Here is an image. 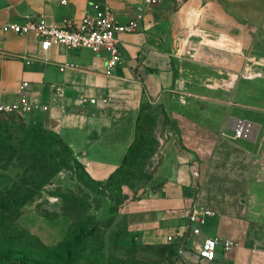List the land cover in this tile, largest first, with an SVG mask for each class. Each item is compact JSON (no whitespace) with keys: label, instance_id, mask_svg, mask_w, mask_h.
I'll return each instance as SVG.
<instances>
[{"label":"crops","instance_id":"obj_1","mask_svg":"<svg viewBox=\"0 0 264 264\" xmlns=\"http://www.w3.org/2000/svg\"><path fill=\"white\" fill-rule=\"evenodd\" d=\"M103 4L123 23L138 6L145 10L140 29L120 35L122 60L112 75L105 73L106 52L57 46L45 61L33 34L0 29L2 102L27 94L33 103L45 104L53 96L48 84L63 85L59 104L24 117L58 132L87 161L89 174L106 181L136 138L145 96L160 99L185 149L168 150L156 172L158 186L125 203L121 211L128 225L120 239L137 248L164 243L188 263V247L198 250L205 238L218 237L235 245L229 251L219 245L216 264H264V0H163L153 7L145 0H0V27L39 14L63 25ZM194 45L200 69L183 67L177 75L179 53ZM23 55L33 60L27 63ZM70 63L78 67L64 66ZM196 78L217 82L188 84ZM209 90L222 97L205 104L199 98ZM237 118L254 123L250 138L223 135L232 134ZM195 170L203 181L199 191ZM193 205L213 213L201 234L180 238L176 232L186 227ZM113 207L98 219L114 215ZM55 221L63 224L62 240L68 221ZM40 236L47 245L58 242Z\"/></svg>","mask_w":264,"mask_h":264},{"label":"rangeland","instance_id":"obj_2","mask_svg":"<svg viewBox=\"0 0 264 264\" xmlns=\"http://www.w3.org/2000/svg\"><path fill=\"white\" fill-rule=\"evenodd\" d=\"M198 33L199 31L193 32L195 35ZM196 48L197 45H194L192 48H186L185 52L179 53L180 57L177 59L175 67L177 75L178 73L183 75V71H180L183 67L190 71L200 69V63L194 61L197 60L195 57ZM185 80L188 82V79ZM190 80L189 85H202V87H209L211 83L217 82L197 78ZM218 97L221 98L222 95L220 96L214 90H209L206 98L200 97L199 99L208 104L213 103ZM22 122L30 123L31 121L19 114H13L11 117H0V138L4 141L3 146L0 147V189L3 191L10 190L11 193L17 188L23 187L22 198L26 202L20 217L14 220V225L26 234L15 241L16 243L12 247L14 254L19 256L24 252L23 258L28 264H34L32 259L37 257L42 262H46L47 258H52L51 251L40 247L36 237L34 238L29 233L40 238V235L49 236L51 241H58L52 245L48 244L49 246L63 241L64 239L60 240L62 237L59 234L63 230V224L61 225L55 220L60 218L67 220L68 229L66 231L68 232L74 220V214L66 208L60 194L72 192L80 197L84 210L88 211L89 209L90 214L96 218L98 223L95 234L97 239L95 241L84 240L81 246L82 250L77 252V257H84L92 264H216L215 261L208 262L200 258L198 250L192 247H188L184 255V258L188 260L187 263L183 262L184 259L181 261L174 249L164 243L137 248L134 243H125L124 240L120 239L122 232L128 225V217L121 211L125 203L140 198L143 193L158 186L157 180H155L156 172L168 150L185 149L179 139L178 132L172 128L174 123L168 117L160 99L145 96L141 137L128 165L121 174L124 183L119 187V191L117 186H108L106 189H101L99 193L90 190L78 180L77 169L75 168L62 169L40 191L38 186L42 181L35 178L37 172L31 169V162L25 160L24 156L20 158V153L16 152L17 148L15 147H18L26 139L25 130L20 129ZM48 147L56 156H62L64 153L53 140H49V145H46L45 148ZM33 180L35 181L32 182ZM111 201L114 205L113 211L117 212L110 215L109 218L98 219L99 214L100 216L108 215V208L111 209L113 206L109 205ZM123 201L124 203H122ZM0 238H2L1 234ZM0 244H2L1 240ZM90 244H94L91 250ZM30 251L33 254L29 255ZM47 262L50 264L49 261ZM82 264H87V262L82 261Z\"/></svg>","mask_w":264,"mask_h":264},{"label":"built area","instance_id":"obj_3","mask_svg":"<svg viewBox=\"0 0 264 264\" xmlns=\"http://www.w3.org/2000/svg\"><path fill=\"white\" fill-rule=\"evenodd\" d=\"M181 3L182 0H174ZM67 2V0H63ZM150 7L157 6L163 0H145ZM145 10L143 6H138L137 14L129 21L121 22L114 9L109 4L98 5L93 13L86 12L80 20H69L63 25L50 24L46 18L39 14L28 17L24 21H7L0 29L3 32H13L16 34H33L40 42V48L43 51L44 60L48 61V52L51 48L61 46L68 51L79 49H90L94 53L106 52L105 73L112 75L115 68L121 63V39L120 35L125 32L138 31L144 21ZM27 63L33 58L29 55H23ZM64 66L76 68V64L70 63ZM53 90V96L48 103H33L27 94H23L18 100L5 104L0 96V113L19 114L24 116L27 113L37 109L47 110L52 105H57L65 93V87L61 84L49 83ZM29 86L28 81H23V87ZM95 102V99H91ZM232 134H226L233 139L250 138L255 130L254 123L247 119L237 118L234 121ZM197 179L196 190L199 191L202 186V178L199 170L194 171ZM212 210L193 205L188 214V223L184 229L179 228L176 235L180 238L192 234H201L203 226L206 224ZM173 239V235L169 236ZM222 245L224 251H229L235 243L231 240H220L218 237H207L198 249V256L205 261L213 262L217 259L218 246Z\"/></svg>","mask_w":264,"mask_h":264},{"label":"trees","instance_id":"obj_4","mask_svg":"<svg viewBox=\"0 0 264 264\" xmlns=\"http://www.w3.org/2000/svg\"><path fill=\"white\" fill-rule=\"evenodd\" d=\"M12 115L13 114L0 113V117H11ZM142 116L143 107L141 108V114L137 120L136 138L130 146L123 164L111 174L106 181L94 179L86 169L87 161L80 158L72 147L64 142L58 132L46 128L39 122L21 123L20 129L25 130L26 139L19 144V148L15 147L17 148L16 152L18 151L20 153V158L24 156L25 160L31 162V169L37 172L35 178L42 181L38 186L40 191H42L62 169L73 168L77 169L76 176L78 180L90 190L99 193L101 189H106L108 186H117L119 191V187L124 183L121 174L128 165L130 157L136 150L141 137ZM49 140H53L55 144L64 151L62 156H56L49 147L45 148L46 145H49ZM3 144L4 141L0 138V147H2ZM34 181L35 180L32 182ZM23 190V187H19L10 193V190L3 191L0 189V234L2 235V238H0L2 241V244H0V264H28L25 258H23L25 256L24 252L18 256L12 251V247L16 243L15 241L26 235L25 232L19 230L14 225V220L20 217L23 206L26 203L22 198ZM60 195L63 198L66 208L70 209L74 214V220L64 240L56 245L49 246L39 236L31 233H29V235L34 236V238L36 237L40 247L51 251L53 255L52 258H47L46 260V262L49 261L50 264H82V261L87 262V264H92L84 257H77V252L82 250L81 246L84 240L89 239L90 241H95L97 239L95 237L98 229L97 220L90 214L89 209L88 211L84 210L85 208L83 207L84 205L80 197L72 192L70 194ZM122 203H124V201ZM81 215H83V217H81ZM90 246L91 250L94 244H90ZM95 246L97 245L95 244ZM85 250L87 249L85 248ZM31 254H33L32 251L29 252V255ZM32 261L34 264H48V262L39 261L38 257L34 260L32 259Z\"/></svg>","mask_w":264,"mask_h":264},{"label":"water","instance_id":"obj_5","mask_svg":"<svg viewBox=\"0 0 264 264\" xmlns=\"http://www.w3.org/2000/svg\"><path fill=\"white\" fill-rule=\"evenodd\" d=\"M173 179H175V177H173Z\"/></svg>","mask_w":264,"mask_h":264}]
</instances>
